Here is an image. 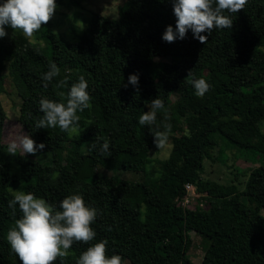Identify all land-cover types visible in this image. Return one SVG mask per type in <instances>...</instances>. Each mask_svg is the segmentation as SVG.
Listing matches in <instances>:
<instances>
[{
	"label": "trees",
	"instance_id": "trees-1",
	"mask_svg": "<svg viewBox=\"0 0 264 264\" xmlns=\"http://www.w3.org/2000/svg\"><path fill=\"white\" fill-rule=\"evenodd\" d=\"M83 1L69 0L79 6ZM230 17L232 29H214L206 44L191 30L183 40L162 39L167 26L175 28L172 0H126L118 19L94 13L76 43L61 39L49 22L35 33L45 47L6 27L7 36L0 38V92L8 71L22 101L19 120L37 145H46L41 152L50 160L19 154V171L11 172L0 96V264H21L6 238L22 216L18 205L15 214L9 207L11 188L57 209L64 198L79 194L98 210L91 225L95 239L74 242L68 256L53 264H76L102 240L108 242L106 255L121 256L122 264H264V147L258 145L264 144V0H248ZM50 62L60 76L45 88L41 78ZM189 70L210 85L205 95L197 96L187 82ZM131 74L139 76V93L128 84ZM81 75L89 85L90 106L77 112L78 131L36 128L43 117L41 98L66 103ZM64 78L68 87L57 89ZM153 93L164 97L172 125V150L159 159V175L146 171L155 144L150 127L138 122L150 111L147 96ZM164 117V110L157 112L158 123ZM217 136L237 148L246 163L250 155L261 161L250 168L244 189L235 180L224 184L203 177L205 159H217ZM104 141L110 155L98 151ZM120 169L142 171L147 178L131 182L108 174ZM187 184L201 193L192 205L183 203ZM190 231L206 241L201 263L188 257Z\"/></svg>",
	"mask_w": 264,
	"mask_h": 264
},
{
	"label": "clouds",
	"instance_id": "clouds-1",
	"mask_svg": "<svg viewBox=\"0 0 264 264\" xmlns=\"http://www.w3.org/2000/svg\"><path fill=\"white\" fill-rule=\"evenodd\" d=\"M247 2L248 0H172L173 13L176 17L175 28L172 25L167 26L162 39L168 43L177 39L183 40L191 30L194 38L206 44L208 36L214 29H232L233 20L230 14L243 10ZM56 9V0H3L0 3V38L7 36L6 27L14 31L22 30L26 38H31L42 25L50 21ZM205 32L208 35H202ZM59 76L60 68L56 63L50 62L48 71L41 78L44 87L47 88L49 83ZM186 79L196 90L197 96L205 95L210 88L205 79L194 78L192 70H189ZM128 84L135 87L136 92L139 93L137 74H131L128 77ZM55 87L57 89L68 87L67 78L60 79ZM88 87L87 80L81 75L78 82L71 84L65 97L66 103L46 97L41 98L39 108L43 117L36 121V128L59 127L63 132L76 133L80 119L77 112H83L90 106ZM59 95L64 97L65 94L61 92ZM160 110H164L165 117L163 122L158 123L157 112ZM169 119L164 101L160 98L153 99L150 111L139 116V124L150 127L158 153H163L168 147L169 133L172 128L168 122ZM153 125L155 129L151 128ZM98 142L99 137L96 138L92 147L97 148ZM45 146L44 143L37 145L30 136L24 134L8 144L7 152L10 155H16L18 151L22 155H36ZM98 151L101 154L110 155L109 143L104 141L99 144ZM17 205L22 216L15 220L6 238L11 250L18 255L21 264H53L58 257L63 259L68 256V250L74 242L88 243L96 237V232L91 225L97 218L98 210L86 205L79 194L64 198L59 202L57 209V206L36 197L33 193L18 191L9 201L13 214ZM107 243V240H102L92 244L79 256L76 264H122L121 256L106 255Z\"/></svg>",
	"mask_w": 264,
	"mask_h": 264
},
{
	"label": "rangeland",
	"instance_id": "rangeland-1",
	"mask_svg": "<svg viewBox=\"0 0 264 264\" xmlns=\"http://www.w3.org/2000/svg\"><path fill=\"white\" fill-rule=\"evenodd\" d=\"M64 3H57V9L50 19L49 23L54 32H56L61 39L65 42L76 43L80 40L81 35L88 27L94 13L107 16L111 19H118L120 17V7L126 3V0H84L81 6L74 5L69 0H64ZM3 0H0L2 3ZM18 31L19 30L17 29ZM38 36L34 35L30 38L34 42H40L38 44L41 47H45L42 40L37 39ZM69 65V64H68ZM75 65V64H70ZM3 107L6 112V119L4 123L3 141L5 144H9L13 139L18 138L21 135H28L29 133L24 125L19 120V110L21 105V98L17 94V90L12 82L9 72L6 71V78L4 84L1 86L0 92ZM148 99L160 98L164 101V97L155 93L149 94ZM177 95H173L172 99H176ZM262 129L264 131V123H262ZM218 145L217 151L214 152L216 160L204 161L203 177L211 180L218 181L220 183L228 184L231 180H235L239 184L240 189H244L245 181L247 179V173L250 172V168L260 165V160L255 155H250V162L246 163L242 157L241 152L237 148L227 146L226 141L217 136ZM260 147H264L262 142H258ZM215 149V150H216ZM172 150L171 142H168V147L163 153H158V148L155 146L150 151V162L147 164L146 171H156V175H159V159L168 158ZM86 151V150H85ZM220 152L221 160L218 159ZM21 154L19 151L16 155H10L7 150L4 151V155L7 157L10 163V170L12 173L19 171V164L17 161V155ZM218 154V155H217ZM28 158L35 161H49L50 158L46 156L44 152H37L36 155L25 154ZM108 174L116 175L119 180H126L131 182H142L147 176L145 172H138L135 170H117L110 171ZM11 191L15 194L18 191H22L18 188H11ZM264 213V211H262ZM192 238V244L188 251V257L195 263H201L206 250L205 239L194 231H190ZM126 264H131L126 262Z\"/></svg>",
	"mask_w": 264,
	"mask_h": 264
},
{
	"label": "built area",
	"instance_id": "built-area-1",
	"mask_svg": "<svg viewBox=\"0 0 264 264\" xmlns=\"http://www.w3.org/2000/svg\"><path fill=\"white\" fill-rule=\"evenodd\" d=\"M200 196H201V193L198 192L197 186L195 184H187L186 185V196L183 199V203L192 205L193 203L197 201V199ZM201 205H203V202H201Z\"/></svg>",
	"mask_w": 264,
	"mask_h": 264
}]
</instances>
